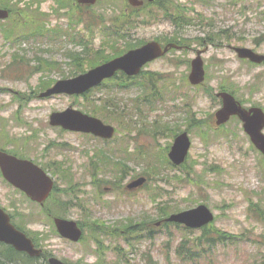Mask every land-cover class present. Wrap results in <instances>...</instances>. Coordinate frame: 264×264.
I'll list each match as a JSON object with an SVG mask.
<instances>
[{
    "label": "rangeland",
    "instance_id": "1",
    "mask_svg": "<svg viewBox=\"0 0 264 264\" xmlns=\"http://www.w3.org/2000/svg\"><path fill=\"white\" fill-rule=\"evenodd\" d=\"M4 1L9 8L22 10V16L15 17H32L23 21L27 23L26 28H32L31 23L43 17L60 36L59 44L52 52L44 50L43 44L31 38L20 39L16 43L20 46L14 47L3 38V31L11 22L3 23L0 29V147L18 151L49 168L61 188L69 182L77 183L76 192L69 188L58 191L57 197L64 203L75 192L76 203L86 199L83 208L65 206L69 209V218L85 223L86 239L77 244L62 239L54 233L40 208L19 202L20 194L2 178L0 206L11 213L17 210L22 215L18 217L19 222L24 223L23 218L27 220L26 229L44 233L42 246L70 263L153 264V258L160 264H172L178 263L174 248L182 237H198L202 231L188 232L173 225L157 229L151 222L160 218L159 204L169 203L170 211L173 207L184 210L207 204L216 214L213 228L234 233L236 238L233 243L221 244L217 253L202 259L201 264H264V156L252 146L239 120L233 119L222 128L215 126L214 114L219 107L217 99L209 97L204 88H187L189 62L195 56L194 49L187 53L171 52L148 66V71L162 74L164 81L160 88L166 91L165 100L154 107L143 105V113L134 115L137 126L127 116L123 119L132 123L128 127L125 121H120L123 115L111 108L105 111L109 117L105 121L117 126L119 133L117 138L104 141L52 126L50 115L71 106L83 111L87 107L92 109L93 102L106 95V88L92 92L89 97L55 95L41 98L39 94L48 83L53 84L74 72L68 54L82 52L83 47L78 44L81 39L94 48L100 47L103 36L102 27L98 25H101V18L119 10L122 0H104L93 9H78L74 5L73 9H59L55 0ZM190 6L205 16L207 24L188 26L181 31L192 41L191 46L202 47L194 39L208 34H215L217 41V46L211 45L205 54L208 66L206 88H212L214 93L220 88L232 90L247 106L264 108V64L241 60L228 48L233 44L264 53V0H203L194 5L190 3ZM174 32L169 22L160 19L141 24L133 37L143 41L165 40ZM16 54L25 60L15 59ZM39 60L44 64L48 60L53 62L50 65H58L54 64L46 74L39 73L35 70L39 67ZM142 95L144 92L135 87L124 93L114 92L108 101L117 103L122 100L118 106L123 111L124 105L127 109L132 107V100ZM182 95L193 102H187ZM191 106L198 117L205 120L203 129L187 124ZM98 116L102 118V115ZM165 125L174 127L175 132L164 130ZM187 128L193 140L186 167L189 171H171L162 156L173 144V133ZM8 139L11 143H4ZM147 148L152 160L148 154L142 156ZM108 149L128 159L123 172L115 170L110 173L117 158L110 155L108 161H103L101 158L106 155L98 154ZM58 165L67 169L68 180L60 171L54 172ZM94 175H98L95 180ZM140 175L149 178L148 184L128 193L125 185ZM148 215L153 220L147 221L149 224L138 230L131 242L125 240L126 233L119 231L116 237L90 232L91 223L125 231L128 224H139ZM152 228L156 230L155 238L147 239L146 231Z\"/></svg>",
    "mask_w": 264,
    "mask_h": 264
},
{
    "label": "water",
    "instance_id": "2",
    "mask_svg": "<svg viewBox=\"0 0 264 264\" xmlns=\"http://www.w3.org/2000/svg\"><path fill=\"white\" fill-rule=\"evenodd\" d=\"M95 2L96 0H81ZM134 4H140L138 0H132ZM7 12L0 10V17H6ZM171 46H176L171 44ZM168 50V46L165 48ZM162 47L158 43H149L141 49L129 53L127 56L117 59L111 63H108L102 67H98L90 72L80 75L77 78L59 82L53 89L47 91L45 95L52 93H59L66 91L70 94L84 93L91 87L98 84L104 77L111 76L118 68L131 70L139 67L140 64L161 55ZM237 51L242 57H248L253 61H262L264 56L254 53L247 48H237ZM130 59L132 62H130ZM137 62V63H135ZM203 67L202 61L198 58L193 62V72L191 74V80L198 82L202 80ZM225 99V106L218 112V122L222 123L229 119L233 114H239L245 121V129L252 136L253 141L258 148L264 152V134L262 130L264 128V112L261 108H252L247 111L241 106L235 98L229 94H222ZM52 123L61 124L65 128L92 132L96 135L109 137L112 136L114 130L111 126H106L101 120L88 116L79 110L68 109L65 112L54 113L52 115ZM189 148V140L183 135L180 137L171 153L172 158L176 162H182L186 156ZM0 164L4 171L5 176L13 182L15 185L22 187L26 192L33 195L36 198L44 199L49 190L52 187V182L45 173L36 167L34 164L18 160L15 157L9 156L3 152H0ZM172 219L187 222L190 225L201 226L208 223L212 219V214L206 206H199L196 209L186 211L179 215L173 216ZM60 230L69 236L78 238L80 232H74V224L64 220H57ZM0 239L13 243L17 248L28 250L33 253L34 248L30 240H28L22 233L16 231L8 224L0 225ZM52 264H63L59 261L52 259Z\"/></svg>",
    "mask_w": 264,
    "mask_h": 264
},
{
    "label": "trees",
    "instance_id": "3",
    "mask_svg": "<svg viewBox=\"0 0 264 264\" xmlns=\"http://www.w3.org/2000/svg\"><path fill=\"white\" fill-rule=\"evenodd\" d=\"M159 2H161V3H163V4H165L167 7H169V6H172V1H169L168 3H167V1L166 0H161V1H155L154 2V4H157V3H159ZM177 9H178V7H176ZM177 9H174L173 11L175 12V10H177ZM182 18H184L185 20H186V22L187 23H185V22H182V19H180L179 21H176L178 24H180V25H184V24H190L191 22H192V19L190 18V17H185V16H181ZM99 59V61H102V60H104V57H101V58H97V59H94V60H98ZM189 250V249H188ZM188 250H186V247L185 246H181V247H178L177 248V253L178 254H180V255H183L184 257L183 258H186V256H187V253H188ZM194 252H198V249H196Z\"/></svg>",
    "mask_w": 264,
    "mask_h": 264
},
{
    "label": "flooded vegetation",
    "instance_id": "4",
    "mask_svg": "<svg viewBox=\"0 0 264 264\" xmlns=\"http://www.w3.org/2000/svg\"><path fill=\"white\" fill-rule=\"evenodd\" d=\"M4 0H1V2H3ZM0 2V4L2 5V3ZM21 12V11H19ZM24 20H28L27 18H24V19H19L18 22H23ZM44 21H46V19H43Z\"/></svg>",
    "mask_w": 264,
    "mask_h": 264
}]
</instances>
